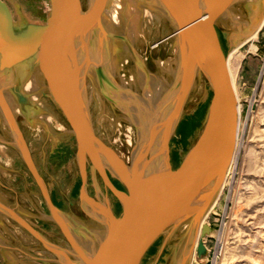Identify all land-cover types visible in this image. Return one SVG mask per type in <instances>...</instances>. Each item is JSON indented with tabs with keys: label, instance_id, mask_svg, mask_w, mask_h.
Returning <instances> with one entry per match:
<instances>
[{
	"label": "bare ground",
	"instance_id": "6f19581e",
	"mask_svg": "<svg viewBox=\"0 0 264 264\" xmlns=\"http://www.w3.org/2000/svg\"><path fill=\"white\" fill-rule=\"evenodd\" d=\"M199 1L201 12L204 14L210 0ZM256 1L232 0L228 8L216 19L215 24L229 28L231 25L229 21H232V25L239 28L244 21V12L248 14V18L254 16L253 4ZM97 2L98 0H79V10L72 9L68 15L66 29L64 28L52 40L55 58L52 55L51 60L46 59L45 62L39 61L38 63L34 53H30L19 57L21 58L19 63L13 69H9L11 71L0 69V215H2L0 233L2 236L6 234L10 238L12 236L16 244L24 246L25 249L21 248L22 251H20V256L24 257L21 259L24 264H37L38 262L42 264H95L99 254L103 252L107 254L104 264L119 261V255L124 254L123 249H126L129 237L132 232L135 233L137 221L132 220L128 227L122 233L120 232L121 234L114 235L110 233L106 221L96 220L90 223L85 215L89 210L90 177L100 178V180L106 177L110 181V176H114L127 188V192L128 182L131 183L130 176L139 179L143 185L148 184L150 182L149 170L154 171V179L164 170H161L163 167L159 170L149 165L148 155L156 151L163 154V159L168 156L166 148L168 139L175 136L181 120L184 119L188 101L192 91L198 87L199 79L201 83L198 96L206 90V102L208 103L207 96L211 91L208 74L202 64L196 61L188 44L182 38L176 20L162 0H106L99 14L90 19L87 17L77 19V14H88ZM145 13L150 19L147 26L151 28L154 23L155 28L163 25L165 30L167 26H170L171 31L159 38L155 36L149 43L148 37L152 38V35L156 34L152 33L153 29L149 31V27L146 28L145 16H143ZM25 20L16 21V23L21 26L24 22H28ZM263 25L264 17L255 30L248 34L245 33V38L237 37V40L233 42L235 48L227 57V68L236 94L239 116L240 100L231 60L238 52L240 44L248 38H254ZM14 29L17 33L23 32L21 28H15V21ZM139 36L144 37L149 43V48L145 52L147 56L151 53L156 55L157 47L165 42L172 44L174 57L165 61L153 59L151 66L146 61L147 58L143 59L138 48L134 46V41ZM185 52L189 54L192 61L196 62V68L194 66L191 69V81L181 88L178 78L181 59ZM117 70L123 71L120 76L121 83L113 78ZM61 75L64 76L67 85H65L66 92L72 95V100L76 98L77 101H73L76 108H80L82 114H85L86 118H84L95 136L96 144L84 145L83 140L77 135L79 128L71 123L60 102L53 96L51 89L57 85ZM165 75L169 77L168 87L164 85L167 82ZM139 87L143 90L140 93L138 92ZM14 88H17L26 102L20 101ZM178 90L182 91V96L171 108L179 109V113L176 117H172L171 134L167 139L160 125L163 121L164 123L167 121V118L164 119L165 115H169L168 108ZM105 100L113 109L108 107ZM113 110L123 112L117 114V119L120 122L123 121L122 123L128 121L130 125H124L126 124L124 123L122 128L116 120H110L106 118V115L104 116V113L109 114ZM50 111L56 116L54 118L58 124L57 127H53L52 122V125L49 124L52 117L49 116ZM12 117L16 126L12 122ZM21 117L23 121L20 120ZM46 118H49L48 123L38 127L39 121L37 120H46ZM116 125L119 128L118 138L125 142L124 152L119 151L112 139ZM40 131L47 134L46 141L42 143L38 137ZM128 133L133 135L129 139ZM237 139L238 133L236 143ZM51 141L56 143L54 156H60L56 161L63 164L62 177H54L52 181L40 171L38 160H36L38 154L44 159L43 161H47V150ZM30 143L40 145V147L38 150L27 152L25 145ZM136 149L139 152L140 166L136 165V158H134ZM189 150L181 158V162ZM16 152L20 154L15 155ZM61 160L64 162L62 163ZM168 160L167 170L175 169L172 166V158ZM128 161L131 164L128 168L131 173L124 171L122 167L128 165ZM17 162L24 164L25 167L21 168L16 164ZM2 176L7 178L3 179ZM18 178L24 185V191L17 190L19 187L14 182H18L16 181ZM80 180L83 182L80 198L78 201L72 200L68 192ZM224 183L210 205L202 224L206 222ZM55 187L66 200L67 209L60 208L54 200ZM9 192H13L14 195H10ZM19 192L24 193L26 197H22L20 202L18 201ZM10 198L13 201H9ZM119 215H117L118 218L115 217L116 224L119 221ZM41 221L45 222L47 227L44 224L40 225ZM46 222H53V224L49 227ZM185 231L186 223H183L176 230L166 232L162 244L163 249L172 239L179 237ZM56 233L57 236H54ZM199 236L194 244L192 264L198 255L196 248ZM0 241L4 242L2 239ZM146 255L140 264L144 263ZM113 259L115 261H112ZM150 264L157 263L152 261Z\"/></svg>",
	"mask_w": 264,
	"mask_h": 264
},
{
	"label": "water",
	"instance_id": "95a60500",
	"mask_svg": "<svg viewBox=\"0 0 264 264\" xmlns=\"http://www.w3.org/2000/svg\"><path fill=\"white\" fill-rule=\"evenodd\" d=\"M162 1L176 20L182 38L196 61L206 70L211 91L208 92V107L197 140L175 169L161 172L157 178L142 186L128 182L130 195L112 187L123 209L113 234H121L132 220L138 224L135 233L132 232L129 237L126 249H123L124 254L119 255V261L113 264H140L154 244H163L166 232L176 230L183 223H186V231L179 235V240L169 249V252H179L171 264H191L199 232L197 254H205L203 237L210 233L212 228L202 222L226 179L235 154L239 122L238 102L228 72L227 57L222 47L218 25L215 24L216 19L228 8L232 0H210L204 14L201 12L199 0ZM78 2L79 0H50L51 14L47 22L25 23V30L17 33L11 6L6 0H0V69L11 71L9 69L19 63V57L30 53H34L38 63L52 58V40L66 29L68 15L72 9L79 10ZM105 3L106 0H98L88 14H77V19L94 17L103 10ZM253 10L254 16L247 19L242 29L238 28V38H245V33L248 34L257 28L264 17V0H257L253 4ZM229 33L227 30L221 31L223 38ZM181 60L178 84L182 88L185 83L191 81V69L194 66L196 68V62L190 59L187 52ZM65 85L64 76L61 75L57 85L51 89L53 96L58 99L71 123L79 128L77 135L84 145L96 144L95 136L87 126L85 114H82L80 108H76L73 101L77 100H72V95L66 92ZM14 91L21 102H26L17 88H14ZM181 96L182 91L178 90L168 112L166 111L169 113L164 118H167V121L160 125L167 139L171 134L172 117L179 113V109L171 107ZM12 122L16 126L13 117ZM106 257L105 252L100 253L95 264H104Z\"/></svg>",
	"mask_w": 264,
	"mask_h": 264
},
{
	"label": "rangeland",
	"instance_id": "374dc122",
	"mask_svg": "<svg viewBox=\"0 0 264 264\" xmlns=\"http://www.w3.org/2000/svg\"><path fill=\"white\" fill-rule=\"evenodd\" d=\"M6 1L12 8L15 18V28H21V30L25 29L24 26L26 22L20 26L16 21L22 22L26 19L28 21L26 24L45 23L51 8L50 0ZM143 16H145V18H143L146 28L149 27V31L153 29L152 33L156 34L152 35V38L148 37L149 43L155 38V36L156 38H159L161 35L171 31L169 30L170 26H167V29L165 30L163 25H159L155 28L154 23L150 28V26H147V23H150L149 16H147V13ZM243 19L244 21L239 25V28L241 29L246 25L248 19V14H245V12ZM229 23L231 24L229 28L218 25V32L221 37L222 47L226 57H228L235 48L233 42L237 40V37L239 36L238 26L232 25V21H229ZM222 30L230 32L226 38L222 37ZM149 43L144 37L139 36L137 40L135 39L134 46L138 48L143 59L145 57L147 58L146 61H148L151 66L153 65V59H163L165 61L168 58L172 59L174 57L172 44L165 42L164 44H161L160 47H157L156 55L151 53V55L147 56L145 52L149 48ZM231 66L240 100V119L236 150L233 164L230 167L222 191L206 218L205 223L212 228L211 232L203 237L205 245L207 246L206 253L202 256L197 255L193 264H264V25L254 38H248L240 44L238 52L234 54L231 60ZM155 67L156 66L154 65V68ZM122 73L123 71L121 70H117V73L115 72L113 76L115 81L121 83L120 76ZM165 76H167V82L164 85L165 87H168L170 83V81H168L169 77L168 75ZM200 83L201 80L199 79L197 83L198 87L192 91V95L188 101L187 110L184 114V119L181 120L175 136L173 135V138L171 137L168 139L169 142L166 146L168 156L163 159V154L156 151H153V153L148 155L147 161L149 165L155 166L156 169L160 170V168L163 167L161 170L164 169L163 171H166L169 166L168 159H170V157L172 158V166L176 168L180 164L181 158H183L186 151L190 149L192 143L199 134L208 107V103L206 102V90H204L201 96H198ZM134 87L138 86L134 85ZM138 89L139 93L143 91L140 87ZM105 103L111 108L108 101L105 100ZM49 113L48 115L52 116L49 124L52 125L53 123V127H57L58 124L54 118L56 116L51 111ZM121 113L123 112L119 110L114 112L113 110L109 114L104 113V116L106 115L107 119L116 120V122L120 123L123 128L124 125H130V123L124 121V123H126L124 124L122 123L123 121L120 122V120L117 119V114ZM21 119L23 121L22 117L20 120ZM48 120L49 118H46V120H37V122L39 121L38 127L48 123ZM57 132L61 133L60 131ZM118 132L119 128L118 125H116L112 139L119 151L124 152L126 150L125 142H123L121 138H118ZM130 132L133 134L132 131ZM132 134H127L128 139L133 136ZM38 137L42 143L46 141L47 134L39 132ZM55 145L56 143L52 141L50 142L47 150L48 158L46 162L36 153L38 167L40 171L49 178V180L54 177L61 178L63 173V164L56 161L60 156H54L56 154V150H54ZM38 147H40V145L37 146L34 143L25 145L27 152L38 150ZM137 149L134 158H136V165L140 166L141 163L138 159L139 152ZM171 150L173 152L172 154ZM68 151L71 153L70 150H67V152ZM19 154L20 153L16 152L15 155ZM61 162L63 163L64 161L61 160ZM16 164L21 168H23V166L25 167L24 164L18 162ZM129 166H131V164H129L128 161V165L122 167L124 171L131 173V170L128 169ZM131 168H133V166ZM148 173L149 180H153L155 176L154 171L149 170ZM1 178L5 179L7 177L2 176ZM130 178L133 180L134 185H143L139 179H136L133 176H130ZM19 180L20 178L16 180L18 182H14L15 185L19 187L17 190L24 191V185ZM109 180L110 181H108L106 177L102 180H100V178L90 177L88 200L89 210L85 215L90 223L96 220L106 221L109 228L114 231L116 227L115 217L118 218L117 215L119 214V216H121L123 209L122 203L113 192L112 187L117 188L124 194L130 195V193H128L129 191L127 192V188H125L116 177L110 176ZM82 188L83 183L80 180V182L75 184L72 190L68 192L70 199L78 201ZM9 194L14 195L13 192H9ZM18 197V201L20 202V199L25 197V195L24 193L21 194L19 192ZM8 200L13 201L11 198ZM54 200H56L60 208L66 209V200L59 194L57 187L54 188ZM39 224L45 225V222L41 221ZM51 224H53V222L47 223L49 227L52 226ZM45 227L47 226L45 225ZM11 228L13 227L11 226ZM54 236H57V233L54 234ZM178 240L179 237L174 238L164 247V249L160 242L156 243L148 251L143 264H150L152 261H156L157 264H171L174 257L179 255V252H169V249H171V246ZM39 246H41V244ZM37 248L40 247L37 246ZM17 256L18 259L24 258L19 254ZM22 263L24 264L23 260H21L20 264ZM0 264H5L1 258ZM37 264L42 263L38 262Z\"/></svg>",
	"mask_w": 264,
	"mask_h": 264
},
{
	"label": "crops",
	"instance_id": "0c3cea01",
	"mask_svg": "<svg viewBox=\"0 0 264 264\" xmlns=\"http://www.w3.org/2000/svg\"><path fill=\"white\" fill-rule=\"evenodd\" d=\"M1 217L2 215H0V224H2ZM0 235H1L0 240L2 239V241H4V242L0 241V258L3 259L5 264H8V263L9 264H20L21 259H18L17 255L18 254L20 255V251H22V249H25L24 246L21 244L20 245L16 244L15 240H13V237L11 235L10 236L12 239L7 234L6 236L4 235L2 236V234L0 233ZM24 255L26 256L25 252H24Z\"/></svg>",
	"mask_w": 264,
	"mask_h": 264
},
{
	"label": "flooded vegetation",
	"instance_id": "af4514ba",
	"mask_svg": "<svg viewBox=\"0 0 264 264\" xmlns=\"http://www.w3.org/2000/svg\"><path fill=\"white\" fill-rule=\"evenodd\" d=\"M40 132H44V131H40ZM45 134H46V132H44ZM171 152H172V150H171ZM130 181H131V183L132 184H134L133 183V180L130 178ZM83 183V182H82ZM124 186V185H123ZM125 187V186H124ZM67 209V208H66ZM115 231V230H114ZM114 231L112 230V229H110V233L112 234V235H114L113 233H114Z\"/></svg>",
	"mask_w": 264,
	"mask_h": 264
}]
</instances>
